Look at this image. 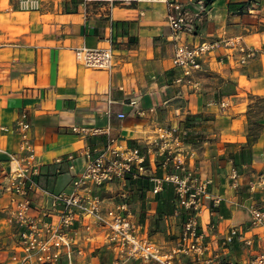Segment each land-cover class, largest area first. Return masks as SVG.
<instances>
[{
  "label": "crops",
  "instance_id": "obj_1",
  "mask_svg": "<svg viewBox=\"0 0 264 264\" xmlns=\"http://www.w3.org/2000/svg\"><path fill=\"white\" fill-rule=\"evenodd\" d=\"M204 1L206 11L195 32L183 31L178 39L197 44L223 32L242 34L257 54L245 65L233 58L220 62L215 55L207 56L204 68L195 72L199 83L194 88L176 80L180 74L172 63L176 39L165 2L41 0L40 9L24 10L19 0H0V147L19 151L21 135L15 120L25 111L41 162L38 187L30 192L34 213L50 204L47 191L70 187L75 170L68 166L67 153L87 145L103 146L110 135L122 144L143 145L155 136L157 126L164 125L187 130L186 147L194 151L190 163L223 197L219 204L209 199L199 215V229L209 244L203 256L219 249L220 237L231 224L250 220L252 205L264 198V110L253 117L258 98L264 100V0ZM244 2L253 11L236 12L234 6ZM111 43V69L89 67L75 57L76 46ZM76 124L110 129L86 137L74 131ZM60 156L63 162H57ZM83 161L76 160V168ZM159 161L151 160L150 170L139 178L129 183L117 179L98 192L107 208L130 188V207L142 230L164 251L176 252L177 264H194L193 251L178 250L184 221L192 211L176 212L174 183L165 181L159 192L153 191L151 178L172 169ZM8 166V153L0 151V264H13L15 249L10 193L1 182ZM233 168L238 171L236 182ZM255 232L253 245L236 240L223 258L247 263L264 250V235ZM80 245L84 253L75 251V264L102 254L114 256L96 225ZM142 263L157 264L137 258L125 264ZM62 264H68L65 256Z\"/></svg>",
  "mask_w": 264,
  "mask_h": 264
},
{
  "label": "built area",
  "instance_id": "obj_2",
  "mask_svg": "<svg viewBox=\"0 0 264 264\" xmlns=\"http://www.w3.org/2000/svg\"><path fill=\"white\" fill-rule=\"evenodd\" d=\"M115 2H165L168 6L167 19L176 41L172 56L173 67L179 69L177 81L198 86L195 72L204 68L203 59L215 55L218 61L225 62L233 58L241 65L247 64L256 56L257 49L248 44L242 34L223 32L204 39L197 44L180 41L178 34L195 32L196 25L206 11L204 0H83ZM24 10H38L41 0H19ZM248 11H253L249 6ZM112 41V38H109ZM223 49V50H221ZM225 49V50H224ZM75 57L81 63L94 68L111 69L114 65V47H75ZM135 103V100H132ZM225 105V102H223ZM125 116L124 112L119 113ZM15 127L21 138L19 151H9L0 147L9 155V166L2 175V186L10 193V220L15 224V249L11 255L13 264H62V258L68 264L74 263L75 251L84 253L80 245L83 235L96 225L103 230L105 243L114 256L112 264H125L129 259L137 258L155 261L157 264H177L176 252L164 251L149 234L142 230V224L135 219L130 207V188L121 194L122 199L105 208L98 189L109 182L120 179L129 183L150 170V161L160 158L159 164L165 169L172 166L163 176H154V192H159L165 181L174 183L177 194L176 212L192 211L184 221L182 239L178 250L196 254L194 264H264V250L255 253L247 263L223 258L229 247L240 240L253 245L255 231L264 235V198L251 207V218L245 224H231L220 237L219 249L208 257L204 253L209 249L205 233L199 229V215L207 206L209 199L219 204L222 195L210 189V178H203L198 167L189 161L194 151L186 147L187 130L179 127L160 125L153 138L143 145H126L110 135L103 146L87 145L79 151L67 153L66 159L71 170H75L68 188L47 191L50 204L40 212L32 211L30 192L38 187L36 175L41 162L32 134V123L25 111L15 120ZM1 128H4L1 127ZM74 131L83 136L108 132L110 127H92L76 124ZM83 157V164L76 168V160ZM62 156L57 162H63ZM231 177L237 181L238 171L233 168ZM215 227L216 224H210ZM258 233V232H257ZM83 234V235H82ZM178 251V252H179ZM84 264H93L92 258Z\"/></svg>",
  "mask_w": 264,
  "mask_h": 264
},
{
  "label": "rangeland",
  "instance_id": "obj_3",
  "mask_svg": "<svg viewBox=\"0 0 264 264\" xmlns=\"http://www.w3.org/2000/svg\"><path fill=\"white\" fill-rule=\"evenodd\" d=\"M258 107L253 112V117L256 119L259 115H261L262 111L264 110V100L263 98H258ZM257 127L256 123H253V129ZM93 264H112L113 257L108 254H102L98 257L92 259ZM143 264V263H142Z\"/></svg>",
  "mask_w": 264,
  "mask_h": 264
},
{
  "label": "trees",
  "instance_id": "obj_4",
  "mask_svg": "<svg viewBox=\"0 0 264 264\" xmlns=\"http://www.w3.org/2000/svg\"><path fill=\"white\" fill-rule=\"evenodd\" d=\"M249 6L248 3L244 2V3H241V4H238L237 6H234L235 8V11L236 12H245L246 10L249 9Z\"/></svg>",
  "mask_w": 264,
  "mask_h": 264
}]
</instances>
